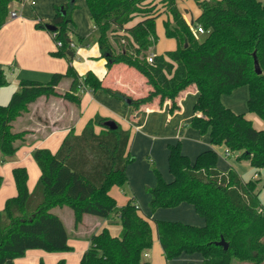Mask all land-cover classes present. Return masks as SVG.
Wrapping results in <instances>:
<instances>
[{"label": "trees", "instance_id": "obj_1", "mask_svg": "<svg viewBox=\"0 0 264 264\" xmlns=\"http://www.w3.org/2000/svg\"><path fill=\"white\" fill-rule=\"evenodd\" d=\"M85 1L107 66L123 63L134 68L146 78L150 90L134 98L105 86L92 70L77 72L72 64L77 50L71 46L74 39L70 26L77 0H68L57 5L51 21L41 25L52 23L57 27L50 33H56L53 39L56 45L59 41L62 45H57L53 54L67 57L69 67L65 73L55 72L48 82L23 79L10 101L0 104L2 152L13 155L26 142L30 131H16L13 125L39 98L56 96L80 104L81 79L93 91L109 92L137 110L156 98L160 107L170 102L171 114L181 109L180 98L186 91H197L196 114L189 125L203 135L208 133L212 146L192 160L184 153L180 140L169 143L168 163L173 178L167 180L154 167L157 181L147 187V192L152 211L190 203L205 223L155 219L165 258L170 261L183 254H200V261L186 264H234V259L264 264V204L259 200V180L244 181L235 168H219L215 148L224 145L237 160L264 168V130H258L244 113L236 112L222 100L223 94L248 86L249 111L264 117V2L195 0L200 14L189 22L179 0ZM11 2L0 0V29L10 14ZM159 3L171 16L165 21V32L176 39L177 47L155 54L151 62L148 52L158 40L153 25L144 23L142 37L132 39L129 34L117 33L114 24L154 14ZM195 25H202L208 32L197 33ZM255 55L261 74L255 70ZM65 77L72 82L67 91L60 92L57 86ZM7 83L1 69L0 88ZM109 119L97 113L80 133L71 129L55 153L47 148L36 149L33 156L42 174L33 191L28 188L25 167L14 168L17 194L7 199L5 214L0 213V264H15V259L30 249L69 250L70 235L65 223L51 212L53 207L64 205L73 210L75 227L85 214L101 218L116 214L122 224L119 235L112 234L108 227L92 233L79 264H152L144 256L153 246L150 216L140 212L134 197L118 206L110 192L113 186L127 182V166L134 157L129 154L131 129L118 122L116 128H110L105 124ZM1 183L0 176V186ZM222 239L228 248L218 244ZM39 264L46 263L41 260ZM55 264L68 263L60 259Z\"/></svg>", "mask_w": 264, "mask_h": 264}, {"label": "crops", "instance_id": "obj_2", "mask_svg": "<svg viewBox=\"0 0 264 264\" xmlns=\"http://www.w3.org/2000/svg\"><path fill=\"white\" fill-rule=\"evenodd\" d=\"M67 1L68 0H35V4L29 1L11 2L10 8L18 11V15L16 17L9 15L6 23L0 29V70L2 69L4 71L8 79V83L2 86L0 90L6 88V86H11V95L19 88L20 82L23 79L48 82L55 72L65 73L67 71L69 67L68 58L53 54L57 49L55 40L46 26L44 27L41 25L42 23L44 24L51 21L56 14L57 5ZM159 1L160 0H156V2ZM77 4V8L72 14L74 22L70 25L72 29L71 36L77 43L85 45L87 36L91 35L96 29L86 1L77 0ZM158 8L159 10L154 14L148 16L139 15L123 25L114 24L115 30L119 34L126 33L129 34L132 39H136L142 37L144 34L142 25L144 23H151L156 29L158 40L157 43L149 49L148 54H159L155 52V47H157L159 43L160 36H164V33L166 34L165 21L171 18V16L161 3L158 4ZM184 9L185 10H182L189 22L195 20L200 14V9L198 8L199 13L196 12L190 19L188 12L190 8ZM161 16L164 20V31L163 33L159 31V34L157 24ZM38 23H40V26L37 25ZM89 45L88 43L87 46ZM176 47L177 41L175 38L167 42V50H173L176 49ZM101 58L106 64L105 72L103 75L101 74L102 76L100 77L105 86L124 92L134 98L145 96L148 93L150 86L147 84L146 78L140 72L123 63L114 64L109 68L107 66V59L102 56ZM73 66L79 74H84L87 70H92L97 74V72L90 67L81 73L77 69V66L74 64ZM71 82V78L65 77L57 86L58 91H67L70 88ZM198 96L199 94L197 91H186L180 98L181 109L174 114L170 112V102H166L163 107H160L159 100L156 98L151 104L137 110L134 109L133 106L125 105L123 100L102 89L93 91L87 88L79 92L80 104H74L61 97L53 96L47 98L43 96L31 104L30 110L25 115L19 117L21 130L30 131L26 140L29 146L23 147L22 150L13 155H5L0 148V156L5 160L8 159L9 162L6 164L16 165V167L26 165L29 172L33 171L36 175L42 174L37 161L32 157L33 152L38 148L48 147L55 153L71 129H74L76 133H80L88 120L99 113L120 123L124 128L131 129L129 154L134 158L127 166L126 173L128 180L123 186H113L110 192L117 199L118 206L126 204L129 199L134 197V201L140 209H144V211L148 213L149 211L147 208H144L146 205H143V201L146 202L145 204L150 202L151 197L147 192V187L154 186L157 181L153 172L150 170L151 164L156 165L158 169L163 172L167 180L173 178L170 174L168 175V173H170L168 144L180 140L184 153L189 155L192 160H194L200 152L212 146L209 134L205 136L201 134L199 130L189 125L191 119L196 114L194 106L198 100ZM248 97V86H242L233 90L230 94H223L222 100L233 110L244 113L246 118L251 120L258 130H264V117L249 111ZM240 98L242 99L241 101ZM217 147H224L226 149L224 145L215 146L216 150ZM218 155V166L225 170L222 168L223 164H220L219 152ZM143 156L147 157L148 162L142 159ZM224 158H226V156ZM0 163H4V160H1ZM124 186H126L129 195L127 192L125 193L120 189V187ZM28 188H30V191L34 190L30 185ZM16 194L17 186L14 194L9 198ZM193 207V204L182 203L173 208H159L152 214V217L154 219L167 220L182 219L181 221L185 220L184 222L187 221V223L192 222L197 223V225H202L203 221L198 217L195 211L196 209H193ZM86 215L87 214L83 216V221L78 227H75L74 224L76 230L74 244L76 242L75 245L79 247L78 249L80 253H82V256L89 247L90 235L100 232L104 227L109 228V226H106V221L97 218L98 216L93 217L94 219L90 218L87 221V219L85 220ZM104 219L106 220V218ZM109 230L111 231L110 228ZM117 233L121 234V230L119 229ZM119 234L114 233V235ZM153 240V246L144 253V256H147V259L151 261L152 264H157L156 259H161L164 264V260H166L164 250L159 240L157 230L155 231L154 228ZM31 250H33L30 252L33 260L49 256L47 255L49 253L43 252L41 249ZM51 254H53L51 257L52 264H55L62 258L68 259L71 257V255L66 252ZM180 257H185V260L195 262L202 259L200 254H183L179 256V258ZM175 259L176 258L170 261L166 260L165 262L166 264H178ZM28 262L27 260L26 264H28Z\"/></svg>", "mask_w": 264, "mask_h": 264}, {"label": "rangeland", "instance_id": "obj_3", "mask_svg": "<svg viewBox=\"0 0 264 264\" xmlns=\"http://www.w3.org/2000/svg\"><path fill=\"white\" fill-rule=\"evenodd\" d=\"M179 6L183 10H185L184 8H190L189 11H188L190 19L199 10L195 0H179ZM190 11H191V13H190ZM157 30H158L159 34H160L159 31H162V33L164 31V20H163L162 16L158 20ZM98 37H99V34H98V32L96 30L93 31L91 35L87 36V38L85 39V45H81L80 44L79 47L77 48L78 52H77L76 57L73 59V64L75 66H77V69L81 73H83L84 71H86L90 67L91 69H94L97 72L99 77H101L104 74V72H105L106 64H105V62H103V59L101 58L100 48H99V43H98ZM171 39H173V38H170V37L166 36L165 33H164V36L161 35L160 38H159V43L157 44V47H155V52H157L159 54L164 53L167 50V48H166L167 42H169ZM88 43L90 44L89 46H87ZM55 45H56V43H55ZM159 49H160V52H159ZM10 90H11V86L10 87L6 86V88H3L2 90H0V104H7L10 101V98L12 96V94L10 95ZM129 91L132 92L131 90H129ZM241 100L242 99L240 98V101ZM13 129L16 130V131L21 130L20 118H18V120H16L14 122ZM204 135L208 136V133H206ZM25 146H29L28 141L25 142L17 150V152L22 150L23 147H25ZM47 149L51 150L48 147H47ZM217 151L220 154V164L221 163L223 164V165L221 164L223 166V167L221 166L222 168H224L225 170L229 169L230 167L235 168L244 181H248V180H250L252 178L259 180V190H260L259 200H260V202L262 204H264V168H256V167L252 166L249 161L237 160L234 155H230V156L224 158L225 157L224 156V151H225L224 147H217ZM52 152H54V151H52ZM32 157L35 160L34 156H32ZM142 159L147 161V157L146 156H143ZM1 160H4L5 164L4 163H2V164L0 163V176L2 177V183H1V186H0V208H2V209H0V213H2L4 215L5 214V203H6V200L12 194H14L15 188H16V181H15V177H14V168L16 167V165L6 164L7 162H9L8 159L5 160V159H3L0 156V162H1ZM23 166L27 170V174H28L27 175V183H28V186L30 185V187H33V189H34L36 187L39 179H40L41 173L39 175H36L35 173H33V171L29 172V169H28V167L26 165H23ZM154 167H157V166L151 164L150 170H151V172H153V175L156 178V174L154 172ZM169 172H170V169H169ZM162 174H163V172H162ZM169 174L172 177L171 172L168 173V175ZM29 179H30V182H29ZM120 189L122 191H124L125 193L128 191L126 186L120 187ZM128 195H129V193H128ZM145 203L146 202L143 201V205L144 206L146 205V207H144V208H147V210L149 212L146 213L144 211V209H140V212L142 214L150 216V221L152 223V226H153L154 230L156 231L155 219L152 217L153 216L152 214L155 211L151 210V208L149 206V203H147V204H145ZM170 208H173V207H170ZM193 209H195V208L193 207ZM51 212L59 215L63 219V221L65 223V226H66V228H67V230L69 232V235H70V238H69L70 249L66 250V251H53V252L41 249V251L43 250V252L45 251V252L49 253V254H47L49 256L48 257H44V258L41 257V258H38L37 260H33V258H31L30 252L33 251V250L30 249V250H28L26 252L25 255L19 256V257H17L15 259L16 264H26L27 260L29 261L28 264H39L41 260H43L46 264H52V258L51 257H52L53 254H51V253H65V252L69 253L71 255L70 258H68V259L65 258L68 263H70V264H79L80 263L81 258H82L81 257L82 253H80V251L78 249L79 247H77L75 245L76 242L74 244V238H75L76 230L74 228V213H73V210L69 206L64 205V206L53 207L51 209ZM196 213H197L198 217H200V219L203 221V224H204L205 223V219L197 211H196ZM93 217H97V216L87 214L85 216V220L87 219V221H88V219H90V218L94 219ZM97 218L102 219L103 221H106V226H109V228L111 229V232L113 234L114 233L115 234H119V233H117V231L119 229L122 231V224H121L120 219L118 218V216L116 214H113L112 216L106 218V220L104 218H100V217H97ZM174 220H182V219H174ZM183 221H185V220H183ZM190 223L197 225V223H192V222H190ZM98 231H99V229H98ZM145 258L147 259V256ZM62 259H64V258H62ZM175 260L177 261L178 264H186V261H187V260H185V257H180V258L177 257ZM159 261H160V264H163L161 259H156L157 264H159ZM165 261L166 260H164V264H166ZM234 264H251V263L242 262V261H240L238 259H234Z\"/></svg>", "mask_w": 264, "mask_h": 264}, {"label": "built area", "instance_id": "obj_4", "mask_svg": "<svg viewBox=\"0 0 264 264\" xmlns=\"http://www.w3.org/2000/svg\"><path fill=\"white\" fill-rule=\"evenodd\" d=\"M13 1H29L30 3H32V4H35L36 2H35V0H13ZM18 15V11H16V10H12L11 8H10V16H12V17H16ZM194 29H195V31L197 32V33H206V32H208L202 25H198V26H194ZM52 36H53V38L54 37H56V33H52ZM57 45L58 46H61L62 45V41H59L58 43H57ZM79 43H77L76 41H72L71 42V46L72 47H75L76 48V50H77V48L79 47ZM153 57H154V55L152 54H150L149 55V57H148V59H149V61H153ZM88 87H86L85 85H84V83H83V81H82V79H81V84H80V86H79V92H82V91H84V90H86ZM230 155H232V152L228 149V148H226L225 149V156L226 157H228V156H230ZM148 255V254H147Z\"/></svg>", "mask_w": 264, "mask_h": 264}, {"label": "water", "instance_id": "obj_5", "mask_svg": "<svg viewBox=\"0 0 264 264\" xmlns=\"http://www.w3.org/2000/svg\"><path fill=\"white\" fill-rule=\"evenodd\" d=\"M75 1H76V0H71V2H75ZM61 11H62L64 14L66 13V10H64V7H63V6L61 7ZM46 28H47L49 31H54V30H56L57 27H56L54 24L49 23V24L46 25ZM108 54H110V53H108ZM254 65H255V70H256V72H257L258 74H261V73H262V68H261V66H260L259 60H258V58H257L256 55H255V59H254ZM105 124H106L108 127H110V128H116V127H117V122H116L115 120H113V119H109V120H107ZM218 244H220V245H224L225 248H228V243L225 242L224 239H222L221 241H219Z\"/></svg>", "mask_w": 264, "mask_h": 264}]
</instances>
